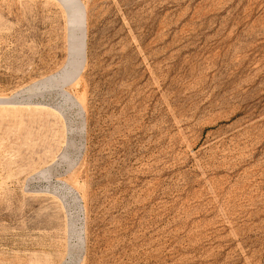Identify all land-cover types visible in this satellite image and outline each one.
Wrapping results in <instances>:
<instances>
[{"label": "rangeland", "instance_id": "rangeland-1", "mask_svg": "<svg viewBox=\"0 0 264 264\" xmlns=\"http://www.w3.org/2000/svg\"><path fill=\"white\" fill-rule=\"evenodd\" d=\"M82 1L57 84L63 4L0 0V264H264V0Z\"/></svg>", "mask_w": 264, "mask_h": 264}, {"label": "bare ground", "instance_id": "bare-ground-1", "mask_svg": "<svg viewBox=\"0 0 264 264\" xmlns=\"http://www.w3.org/2000/svg\"><path fill=\"white\" fill-rule=\"evenodd\" d=\"M63 1H65L69 6L67 22L68 25L71 26V30H69V33L72 38V42L68 50L69 54H71V58L69 59L70 68L67 69L63 74H61L60 77L55 78L52 76L54 79H51V83L55 82L59 84L61 82L70 81L71 83L75 84L81 78L86 62L85 54H86V39H87V12H86V6L82 0H63ZM67 61L68 60H66V62ZM63 67L64 65L62 66V68Z\"/></svg>", "mask_w": 264, "mask_h": 264}, {"label": "water", "instance_id": "water-1", "mask_svg": "<svg viewBox=\"0 0 264 264\" xmlns=\"http://www.w3.org/2000/svg\"><path fill=\"white\" fill-rule=\"evenodd\" d=\"M60 2L63 4V6H64V8L66 9V11H67V13L69 12V6H68V4L65 2V1H63V0H60ZM69 30H71V26H69ZM71 42H72V38H71V36H70V33H69V47H70V45H71ZM71 58V54H69V59ZM69 59H68V62H67V64H66V69L62 72V74L67 70V69H69L70 68V62H69ZM61 76V75H60ZM59 76V77H60ZM54 79V78H53Z\"/></svg>", "mask_w": 264, "mask_h": 264}]
</instances>
